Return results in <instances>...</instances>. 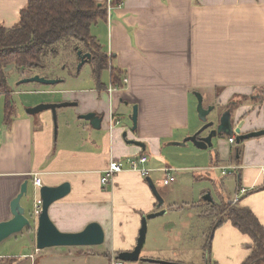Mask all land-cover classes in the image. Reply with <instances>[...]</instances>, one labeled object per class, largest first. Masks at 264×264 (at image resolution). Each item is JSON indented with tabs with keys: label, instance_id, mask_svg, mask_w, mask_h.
<instances>
[{
	"label": "crops",
	"instance_id": "0c3cea01",
	"mask_svg": "<svg viewBox=\"0 0 264 264\" xmlns=\"http://www.w3.org/2000/svg\"><path fill=\"white\" fill-rule=\"evenodd\" d=\"M29 1L0 0V25L9 30L16 27ZM96 1L106 6L116 3L107 20H99L92 33L127 83L123 88L114 87L111 71H106L101 87L94 80L92 87L83 88L55 76L61 81L54 86L22 85L20 80L13 88L14 118L6 122L4 105L0 111V223L13 218L11 204L29 182L33 198L22 199L21 205L32 220V228L11 236L15 237L13 242L0 253L2 264H110L109 256L134 251L144 219L163 211V216L147 220V234L149 228L153 236L162 234L172 248L162 253L153 245L146 249L145 243L140 258L195 264L191 245L202 238L208 246L203 251L196 249L202 257L198 263L242 264L253 242L231 222L214 229L219 219L213 207L222 202L232 205L239 189L248 188L238 205L253 212L264 226V182L260 175L264 136L240 144L236 141L238 134L264 131V0ZM197 93L203 104L207 102L205 108L232 112L235 144L224 148V142L215 138L214 147L207 149L217 156V162L176 168L170 165L174 160L166 159L164 153L175 159L170 148L193 144L180 143L203 127L201 120L199 130L193 122L192 95ZM64 102L76 105L57 110V125L49 110L27 113L28 108L43 103ZM134 106L136 130L131 121ZM91 112L105 116L102 131L81 119ZM132 140L143 143L145 150L127 143ZM194 146L198 152L207 150ZM140 155L149 157L147 178L126 171L112 183L101 185L102 171L111 159L128 163ZM221 167H237L236 173L228 175L234 189L228 191L221 183L216 186L219 193L212 197L210 190L215 187L210 189L211 174L207 171L215 173ZM191 171L207 174L202 186L182 191V173ZM34 174H39L42 187L70 186V194L52 203L48 211L57 229L76 234L97 223L105 232L104 244L38 249L34 212L41 195L34 185ZM169 175L175 180L166 185ZM182 192H191L186 201ZM183 218H187L184 225L180 224Z\"/></svg>",
	"mask_w": 264,
	"mask_h": 264
},
{
	"label": "trees",
	"instance_id": "16d2710c",
	"mask_svg": "<svg viewBox=\"0 0 264 264\" xmlns=\"http://www.w3.org/2000/svg\"><path fill=\"white\" fill-rule=\"evenodd\" d=\"M108 7L96 0H31L20 12V22L16 27L9 30L0 25V97L5 103L3 115L6 122L12 121L16 109L8 72L16 68L23 74L22 80L35 76L30 72L43 71L47 66L46 59L48 56L56 58L60 45L75 56L78 51L90 52L94 56L90 64L92 78L99 87L103 86L102 75L106 71H111L114 87L126 85V78L123 79L121 71L111 66L112 58L92 33L99 20H107ZM213 208L219 219L214 229L231 222L253 242L242 264H264V226L255 214L246 207L227 202Z\"/></svg>",
	"mask_w": 264,
	"mask_h": 264
},
{
	"label": "water",
	"instance_id": "95a60500",
	"mask_svg": "<svg viewBox=\"0 0 264 264\" xmlns=\"http://www.w3.org/2000/svg\"><path fill=\"white\" fill-rule=\"evenodd\" d=\"M77 56L81 58L80 67L85 64L86 58L89 60L91 59L90 54L82 55L81 51L77 52ZM61 81L60 78L56 79H48L41 76H32L27 77L19 82V84L25 85L27 83H36L40 85L46 86H54L57 85ZM196 96L198 97V105L197 111L199 115V119L203 123V127L196 132L195 134L191 135L190 137L186 138L181 145H185L188 142H193L199 149L205 150L208 147L213 146V139L220 138L221 136L224 137H232L236 131L234 130V125L232 122V112L230 110L223 113L218 121H209L208 116L214 110L213 107L205 108L203 107V97L197 93ZM76 105V103H43L41 105L28 108L27 113L31 115H37L43 113V111H51L52 115L54 116L55 124L57 125V110L60 108H67ZM133 114L131 115V121L133 123V130L137 129V121H138V113L137 107L134 106ZM105 116L98 115L96 113H87V115L81 116V119L85 121H89L90 126L97 130L102 131V123L104 121ZM209 133L204 137H199L201 134L208 131ZM126 134H124V138H126ZM264 136V131L259 132H251L249 134H238L236 136V141L240 144L243 141L249 140V138L260 137ZM129 144H135L140 146L143 150H145V145L138 141H128ZM29 182H26L21 187V193L16 197V199L12 202V215L13 218L9 221H5L0 223V245L3 243L4 240L10 238L11 236L17 235L25 228H32V220L26 217V209L21 205V200L25 199L26 201H31L33 198L32 194L29 193L28 190ZM42 210L39 215L34 212V216L38 219V228H37V248L40 250L47 249V247H76V246H83V247H91V246H99L104 244L105 242V232H103L100 225L97 223H91L86 229L83 231L73 234V233H64L60 232L57 227L54 225L52 220L49 218V208L52 203L59 201L60 199L66 197L70 194L71 189L69 184L64 183L57 188H50V187H41L39 189ZM163 202H160V206H162ZM163 212L160 213H153L149 214L147 218L144 219L140 231V236L137 239L135 250L132 252H121L117 260H122L125 262L136 263L138 261H144L148 263H157V264H173L169 262H162L157 260H145L140 258L142 250L146 246V239H147V220L150 218H156L159 216H163Z\"/></svg>",
	"mask_w": 264,
	"mask_h": 264
},
{
	"label": "rangeland",
	"instance_id": "374dc122",
	"mask_svg": "<svg viewBox=\"0 0 264 264\" xmlns=\"http://www.w3.org/2000/svg\"><path fill=\"white\" fill-rule=\"evenodd\" d=\"M105 44V43H103ZM71 45V44H70ZM104 46V45H103ZM60 50H58V55L56 56V58H52L50 56H48L49 58L46 59L47 61V66L43 71H39V70H32L30 73L34 74L35 76H42V74H44L48 79H51L52 77H62L64 79H66V81L68 83L70 82H75L77 83L79 86H82L83 88L86 87H92L93 86V80L91 77V65L86 63L85 65H83L81 67V69H79L80 67V62H79V58H77V56H75L73 53H71V50L69 51L68 49H63L64 46L60 45ZM104 49V48H103ZM10 74L8 83L9 86L13 89V88H17L18 86H16V84L22 80L23 78V74L16 71V68H13L11 71L8 72ZM43 75V76H44ZM55 77V78H56ZM24 87V86H23ZM192 116L193 119L196 121H193L195 123V125L198 127V125H201L200 119H199V115H198V111H197V104H198V97L194 94L192 95ZM17 98H19L18 95H15V99L17 100ZM3 99L0 98V111H2L3 108ZM207 106V102H204L203 107ZM225 111L223 110V108H215L213 110V112L211 114H209L208 116V120L209 121H218L220 116L224 113ZM214 119V120H211ZM201 128V126L198 128V130ZM218 140H222L224 142V148H229L230 147V143L228 138H222L220 137ZM218 142V141H215ZM195 144L193 143H189L188 147H181V146H176V147H172L170 148L175 156V159L173 158V156L170 155H166V153H164V156H166V159H173L174 161L170 163V165H175L176 168L177 167H193L196 165H201V166H205L206 164L209 165L211 163V160L217 162V156H213L211 155V149H207L206 151H199L195 150L196 148H194ZM213 145H215L213 143ZM214 147V146H213ZM196 153H201V155H203V157H197L196 158ZM209 174L211 175L209 176V184H210V189L212 188V186H214L215 188L210 190V194L212 197L216 196L219 193V190H216V186H221L222 184H225L226 190H231L234 189L233 186H231L230 183H232V179L230 176H223L221 174L220 171L218 172H209L207 171ZM207 172H198V171H191V172H184L182 173L183 176H185L184 181L182 182V186L181 189L182 191H191L193 188H199L200 186H202V179L203 177L207 174ZM191 192H182V197L184 199V201H186L185 199L187 198V194H190ZM189 211L187 210L186 213H188ZM183 213L182 215L186 216L187 214ZM174 215V214H173ZM190 215V214H189ZM175 216V215H174ZM187 223V218H183L180 221V224L184 225ZM175 234V233H174ZM166 235V234H165ZM161 235H154L153 236V232L151 230V228H149V234H147V239H146V243H147V247L146 249L150 248L152 245L155 247V249L157 251L160 252H166L169 251L172 247H170L169 244H167V239L165 236L161 237ZM12 238L15 237H10L9 239H6L1 245H0V253L3 252L5 249L7 248L11 242V240H13ZM202 238H197L195 240V243H197L195 245H191L192 246V250L195 251L194 255L196 256L195 258H197V261H195V264H202L201 262L198 263V261H201L202 257L200 256L199 251L200 250H204V248H206L208 245L206 243V239L201 240ZM16 240V239H15ZM155 241V242H154ZM169 249V250H168ZM196 249H200L199 251ZM162 252V253H163ZM117 254L113 257V256H109L108 260L110 261V264H113L115 258H116ZM11 257V256H9ZM14 256H12L13 258ZM3 258V257H2ZM6 258V257H5Z\"/></svg>",
	"mask_w": 264,
	"mask_h": 264
},
{
	"label": "built area",
	"instance_id": "2783aa9c",
	"mask_svg": "<svg viewBox=\"0 0 264 264\" xmlns=\"http://www.w3.org/2000/svg\"><path fill=\"white\" fill-rule=\"evenodd\" d=\"M111 4H109V9L108 11L110 12V7ZM125 83H127V80H124ZM111 128V127H110ZM1 128H0V134H1ZM229 143H231L232 145L235 144V136L234 137H229L228 138ZM1 144V142H0ZM149 157L145 156V155H140L137 157H132V159L126 163L123 160H115V159H111L109 164L103 169L102 171V178H101V185H108L110 183H112L115 178L118 176V174L126 172V171H130V172H138L140 173V175L144 178H147L150 171L148 168H145V165L148 162ZM238 171L237 167H221L220 172L223 176H228V175H232L233 173H236ZM261 178L263 179L264 182V167H261ZM34 185L37 188H41L42 187V179L40 178L39 174H34ZM174 177L172 176H168L165 180L164 183L166 185H170L174 182ZM249 189L248 188H240L238 193L236 194V196L234 197L233 201H232V205H237L241 200V196L244 194L249 193ZM36 207H35V213L37 215H39L41 213L42 210V203L41 200H38L36 203ZM3 259L0 257V264H2ZM113 264H138L136 263H130V262H125V261H120L115 259Z\"/></svg>",
	"mask_w": 264,
	"mask_h": 264
},
{
	"label": "flooded vegetation",
	"instance_id": "af4514ba",
	"mask_svg": "<svg viewBox=\"0 0 264 264\" xmlns=\"http://www.w3.org/2000/svg\"><path fill=\"white\" fill-rule=\"evenodd\" d=\"M85 54H90V56H91V59H89V60L86 58V62H85V64H86V63L91 64V63L93 62V60H94V56H92V54H91L90 52L82 53V55H85ZM78 58H79V62H81V58H80L79 56H78ZM85 64H84V65H85Z\"/></svg>",
	"mask_w": 264,
	"mask_h": 264
}]
</instances>
